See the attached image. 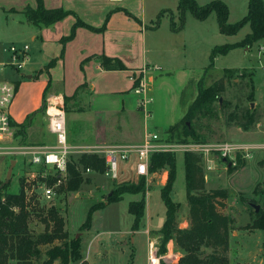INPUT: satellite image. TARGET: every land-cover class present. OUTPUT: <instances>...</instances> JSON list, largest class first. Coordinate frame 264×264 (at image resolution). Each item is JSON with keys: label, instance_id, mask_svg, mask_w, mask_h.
<instances>
[{"label": "rangeland", "instance_id": "1", "mask_svg": "<svg viewBox=\"0 0 264 264\" xmlns=\"http://www.w3.org/2000/svg\"><path fill=\"white\" fill-rule=\"evenodd\" d=\"M13 18L17 17L12 16ZM20 19L27 21L23 13H21ZM189 19L198 23L191 13ZM195 30L193 26L188 29V48L185 52L188 60V75L168 74V72L162 70L150 71L149 75L153 77L150 78L149 76L147 83L149 88L148 98L151 102L148 106L150 117L146 118L144 112L139 109L136 111V116L125 115L124 118L117 119L118 122L111 119L108 122V126L111 127H109L108 143L91 147L89 151H92V153L89 154L104 158L105 154L98 149L100 147L128 149L139 146L142 143L145 130L160 135L162 144L175 149L173 152L168 153L173 155V161L176 165V179L172 194L174 204L179 206L176 217L178 225L181 226L188 217L189 208L186 190L185 155L188 152L203 155L200 151L201 147L214 144H244L260 147L258 150L252 151L251 157L241 153L226 158L225 162L219 154L213 152L209 155L210 162L203 157V168L206 176V188L208 190L227 189L229 194L225 213L236 221L229 239V264H264V230L254 228L253 225L258 217L255 208L252 207V205L260 206V211L264 214V149L261 148L264 145V120L262 118L264 113V41L261 42L260 46H255L254 49L249 47L248 54H245L244 49L238 48L227 56H219L215 66L204 75L205 71L199 66L206 65L208 62L206 61L207 47L222 45L221 42L223 41L220 39L221 36H219L220 38L216 37L211 28L208 30L210 35L207 45H201L198 37H196ZM249 32L250 27L246 26L235 40L244 39ZM13 36H19V33L13 31V27L8 26L0 12V38L4 37L9 42ZM5 58L6 55L3 54L0 60ZM146 67H151V65ZM224 68L237 70L238 72L226 82L225 92L218 97V100H222V103L221 101L214 102V111L206 113L201 116L200 120L194 122L197 133L203 138L202 142H196L192 139L188 134V130L183 127L170 132L171 127L185 117L189 106L196 98L199 81L204 77L202 86H205V88L212 86L224 76ZM244 72L246 75L242 76ZM13 73L12 70H2L0 67L1 80L12 78ZM251 78L255 86L254 98H250L252 93ZM97 84L100 85L98 82ZM127 85H129V82ZM89 93L90 90L86 91L85 94L90 97L94 96V102L97 100L102 104L117 100L121 105L122 100L125 101L127 100L125 97H129L126 102L133 101L134 108L137 100L143 99L142 95H135L134 92L133 94L127 92L130 95L125 97L106 95L99 86L90 93L91 95ZM73 106V103L68 104L69 112H72ZM249 108L257 109L260 118L249 131H244L236 121H230V117L232 118V113L237 112L239 115L240 112ZM46 117V115L39 117L40 122L35 125L38 129L32 133L34 135L31 137L32 139L28 136V129L22 132L18 128L14 131V138L17 142L7 140L6 143L1 144L2 147H8L10 145L8 142H11L10 146L17 148L53 146L55 139L47 135ZM112 121L115 124H112ZM67 127L77 133L82 140L83 138L95 136L93 134L94 123L85 115L78 118L68 115ZM18 151L23 150L18 149ZM83 154L85 153L79 152L71 155V163L79 168V158ZM13 162H16V164L13 168L11 185L6 190L8 193L17 194L21 182L26 181L29 172L39 174L38 182L40 177L45 175L43 173H48V178L51 176V172L44 167L33 166L28 155L21 153L0 155V187L5 182ZM168 166L162 171L160 170L161 172L150 171L146 178L139 177L135 172V155L130 154L126 161H119L118 177L115 180L110 177H103L98 173L85 174L82 172L85 182L78 191L71 192L64 187V182L68 179L66 178L56 189V196L51 201L36 200L40 203V208L38 212L33 213L31 216L29 231L34 236L44 233L46 226L41 220L44 217L41 210L47 213L49 209L55 208L65 218L66 230L69 233L67 241L81 239V258L77 261H71L69 264H149L148 235L144 232L148 222L147 211L145 210V217L140 227L134 230L135 219L129 212V205L142 201H147L148 204L150 201L152 204V217L154 218L152 225L154 228H158L162 220L166 218V207L162 196L169 183L170 170ZM164 174L166 175L163 178L160 177ZM35 184L38 185L37 182ZM128 189L131 192L137 190L139 192L124 193L120 201L112 204L108 203L107 199L110 195ZM101 202L105 204L104 207L93 213L91 228L85 229L84 225L91 207ZM14 210L18 212L17 208ZM40 214L41 217H39ZM162 229L152 230L151 232V237L159 238L160 247L165 239ZM63 243L65 242L56 241L52 245H41V257L39 260H34V264H42L47 260L46 252L53 246L62 245ZM179 254V261L181 262L184 254L182 251ZM54 264L62 263L58 260Z\"/></svg>", "mask_w": 264, "mask_h": 264}, {"label": "crops", "instance_id": "2", "mask_svg": "<svg viewBox=\"0 0 264 264\" xmlns=\"http://www.w3.org/2000/svg\"><path fill=\"white\" fill-rule=\"evenodd\" d=\"M213 1H222L228 6L229 22L233 24L247 15L250 0H196L199 5H206ZM179 2L180 0H43L47 9L62 8L72 13L56 24L38 27L20 19L21 13L27 7L37 8V0H0V12L6 23L13 27V31L19 33V36H13L9 42L1 37L0 46H30V61L26 68L21 72H14L12 78L3 79L16 85V95L9 109L12 123L15 124L13 132L19 128V125L30 122L27 129L28 136L32 139L31 137L34 136L32 133L38 129L35 125L39 124V117L45 115L41 113L44 101L62 100L65 104V98L73 97L78 88L84 84L89 86L90 93L99 86L106 95L125 97L134 92V84L129 79L131 74L141 71L146 66L160 67L168 74L188 75V60L185 52L188 48L190 26L196 29V37L201 45H207L210 35L208 30L211 28L217 38L222 37L221 44L226 45L241 42L243 39H235L246 26L250 27L248 24L237 35L226 36L220 32L215 13L205 21L195 19L198 23L190 21V13H187L183 29L174 32L171 29V21L174 20L179 25ZM12 16L17 18L12 19ZM78 20L94 29L99 30L104 26L105 29L94 31L80 26L70 38ZM263 41L264 39L253 45V49L255 46H260ZM216 46H206V61L209 63L199 66L205 71L204 75L211 69L210 55ZM242 49L245 54L250 51L249 48ZM103 56L122 61L127 70H105L100 59ZM85 60L86 62L83 63ZM53 61H56L54 66L49 67ZM150 78L153 77L150 76ZM128 82L129 85H127ZM86 91L88 89L82 90L76 100H70L74 108L72 112H66V118L68 115L74 118L85 115L94 123L95 136L83 138V140L77 133L68 129L69 143L82 153L86 148L108 143L110 127L108 122L111 119L118 122L117 119L124 118L125 115L136 116V111L139 110V99L135 108L133 101L126 102L129 97H125L127 100H122L121 105L117 100L102 104L97 100L94 102V96L85 94ZM134 94L137 95L135 92ZM45 121L47 135L55 139V135L49 129L47 117ZM113 121L111 123L115 124ZM36 136L38 137V134ZM143 138L144 136L142 141ZM11 141L17 142L16 138ZM165 175L160 177L163 178ZM172 199H174L173 194ZM145 210L148 214V222L144 232L148 235V242L155 240L159 244V238L151 237V232L161 230L166 218L162 220L158 228H154L150 201L148 204L146 201ZM179 227L184 229L190 227L189 208L187 219ZM167 245L180 252L174 240H170Z\"/></svg>", "mask_w": 264, "mask_h": 264}, {"label": "trees", "instance_id": "3", "mask_svg": "<svg viewBox=\"0 0 264 264\" xmlns=\"http://www.w3.org/2000/svg\"><path fill=\"white\" fill-rule=\"evenodd\" d=\"M36 9L27 7L22 13L26 20L35 26H51L62 21L72 12L62 8L47 9L43 0H37ZM178 9L180 11L179 25L174 20L171 21V29L178 32L183 29L186 22V14L191 13L198 21L207 20L212 14L217 15L220 32L226 36L237 35L246 25H250L251 32L238 43L216 46L210 55V68L214 66L215 59L219 56H226L232 50L238 48H249L264 39V1L250 0L247 15L236 23L229 22V8L222 1H213L206 5H199L196 0H180ZM87 27L94 31H102V29H94L87 26L82 21L73 29L70 36L72 38L77 27ZM66 41V39H63ZM102 66L107 71H124L127 68L122 61L108 57H100ZM56 61L51 62L49 67L54 66ZM86 60L83 62L85 63ZM224 76L216 81L212 86L205 88L202 86V80L198 83V94L192 104L189 106L185 117L177 124L171 127L170 132L179 128H186L188 134L196 142H202V137L195 129V121L200 120L201 116L214 111L213 103L226 90V82L233 78L238 72L237 70L225 69ZM207 73V71H206ZM244 72L242 76H245ZM252 81V93L250 98H254V83ZM88 89L89 86L84 84L78 88L73 97L65 98V111L69 112L68 104L70 100H76L82 90ZM224 106V105H223ZM47 101L41 113L46 115ZM80 110V109H79ZM200 116V117H199ZM230 121L237 122L238 126L249 131L258 121L259 115L257 109H245L238 115L237 112L232 113ZM264 120V113L262 116ZM30 122L19 125V129L26 131ZM12 126L15 124L12 123ZM25 136V134L23 133ZM173 154V153H172ZM173 155L166 153H155L150 159L149 171H162L166 166L169 167L170 176L169 183L163 191L162 200L166 207V221L163 225L162 233L165 241L161 243L160 251L165 253L167 244L174 239L178 249L183 252L184 257L180 264H229V239L230 233L234 230L236 221L225 213L227 200L229 197L227 189L208 190L206 188V179L204 173V163L202 155L188 152L185 155V171H186V190L187 201L189 205L190 227L182 229L177 222V212L179 206L174 204L172 199L173 186L175 185V161ZM168 164V165H167ZM79 168L73 163L68 166V179L64 182V187L76 192L85 182L82 172L91 169L95 173L102 174L106 170V161L95 154H83L79 158ZM57 178L50 176L47 179L49 185H53ZM11 182L0 191V264H34V260L41 257L40 246L52 245L56 241H64L62 245H56L46 252L47 260L42 264H54L60 261L62 264H69L71 261H77L81 258V239L67 241L69 233L66 230V221L61 212L55 208H51L44 212L41 218L45 224V232L34 236L29 231V223L33 213L38 212L40 203L36 201V197L32 196L28 201L25 194L27 187L26 182H21L20 190L17 194L8 193ZM63 188V186H62ZM131 192L130 189L121 191L118 194L113 193L107 199L109 204L120 201L124 193ZM104 203H98L91 207L85 229L91 228L92 215L95 211L104 207ZM15 208L18 212H15ZM146 202L131 203L129 212L134 216L133 229L140 227V223L145 214ZM258 217L254 223L255 229L264 230V214L262 211L256 213ZM41 217V214L39 215Z\"/></svg>", "mask_w": 264, "mask_h": 264}, {"label": "built area", "instance_id": "4", "mask_svg": "<svg viewBox=\"0 0 264 264\" xmlns=\"http://www.w3.org/2000/svg\"><path fill=\"white\" fill-rule=\"evenodd\" d=\"M3 54L6 55V58L0 60L1 69L21 72L30 61V46L2 45L0 46V59ZM160 70L161 68L157 66L145 67L141 71L131 74L129 77L130 81L134 84L133 91L137 95L143 96V99L139 101V109L144 112L146 118L150 117L148 106L151 103L148 98V75L150 71ZM15 95L16 85L8 80H0V155H15L18 153L28 155L33 166L44 167L46 170H49L51 176L57 178L55 183L53 185L48 184V173H43L45 175H42L38 182L39 174L29 172L25 181L27 185L25 194L28 201H30L32 196H35L38 201L41 199L51 201L56 196V189L68 177V166L71 162V155L82 152L69 143L65 104L62 100L59 102L49 100L47 102L46 116L49 121V129L55 135L56 139L53 146L17 148L10 146L11 142H8L10 144L8 147H2V143L14 139V127L12 126L9 109L14 101ZM259 148L244 144H214L203 146L200 151L203 153L202 157L210 162L209 155L213 152L219 154L222 159L241 153H245L247 157H251L252 151H256ZM261 148L264 149V145ZM18 149L23 151H18ZM90 149H84L83 153H92V151H89ZM98 149L105 154L106 170L103 176L110 177L114 180L118 177L119 161H126L130 154L135 155L136 174L139 177L146 178L150 173L149 165L152 155L161 152H173L175 150L169 145L162 144L160 135L147 130H145L143 141L139 146L128 149L118 147H100ZM84 173L91 174L94 171L86 169ZM35 182H37V186ZM179 260V251L174 247L172 248L167 245L166 252L161 253L160 246L155 240L148 242L149 264H178L180 262Z\"/></svg>", "mask_w": 264, "mask_h": 264}, {"label": "water", "instance_id": "5", "mask_svg": "<svg viewBox=\"0 0 264 264\" xmlns=\"http://www.w3.org/2000/svg\"><path fill=\"white\" fill-rule=\"evenodd\" d=\"M220 101H221V103H222V100H220ZM225 161H226V160L224 159V162H225ZM15 164H16V162H13V163H12V165H11L9 171H8L7 178H6L5 182L1 185L0 189H3L7 184L10 183V181H11V179H12L13 168H14ZM252 207L255 208L256 213H258V212L260 211V206H258V205H252Z\"/></svg>", "mask_w": 264, "mask_h": 264}]
</instances>
